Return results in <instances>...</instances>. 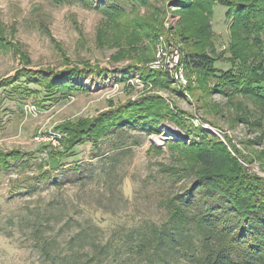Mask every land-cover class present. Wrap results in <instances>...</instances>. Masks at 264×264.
Wrapping results in <instances>:
<instances>
[{
    "label": "rangeland",
    "instance_id": "rangeland-1",
    "mask_svg": "<svg viewBox=\"0 0 264 264\" xmlns=\"http://www.w3.org/2000/svg\"><path fill=\"white\" fill-rule=\"evenodd\" d=\"M172 1L111 0L102 11L80 0H0V264H52L56 255L74 264L105 244L122 250L133 231L170 225L174 198L200 172L205 137L264 178L256 137L264 103L210 96L214 85L231 84L235 66L225 6L203 30L201 13ZM241 1L256 16L257 0ZM259 37L264 49V30ZM194 52L217 69L197 76L184 63ZM171 62L185 70L187 88L167 82ZM149 116L156 130L123 123ZM196 213L186 212L187 224ZM187 226L202 250L196 225Z\"/></svg>",
    "mask_w": 264,
    "mask_h": 264
},
{
    "label": "trees",
    "instance_id": "trees-1",
    "mask_svg": "<svg viewBox=\"0 0 264 264\" xmlns=\"http://www.w3.org/2000/svg\"><path fill=\"white\" fill-rule=\"evenodd\" d=\"M80 1L90 5L98 2L102 11H108L113 5L111 0ZM222 1L174 0L170 7L187 13L198 11L202 14L196 20L199 29L211 30L215 7L220 4L225 6L226 19L230 21L231 44L227 53L233 57L236 67L233 65L226 74L232 85H214L210 96L230 98L242 94L254 97L263 104L264 49L259 35L264 30V24L259 22L264 19V0H257L253 6L257 10L256 16L252 15L253 9L249 6L246 12L245 8L241 9L245 5L241 0H233L231 4ZM256 30L259 34L252 40ZM239 52L244 54L240 56ZM213 59L205 52H194L185 56L184 63L197 76L204 77V74L209 75L217 69V60ZM164 76L170 83L171 78L167 74ZM123 123L130 128L137 125L145 132L156 130L158 126V120L152 119V116L141 119L129 117ZM257 140L264 142V131ZM195 158L200 172L186 192L174 198L176 202L170 225L133 231L124 239L122 250H113L105 244L74 264H176L182 258L193 264H264V178L249 174L224 145L206 142V137L200 143ZM50 176L51 171L43 174L45 181L50 180ZM76 176L75 180L72 176H64L60 185L82 179L81 172ZM192 210L197 211L196 217L187 224L186 212ZM187 225H196L202 250H194L195 244L190 241ZM46 257L49 258L48 252ZM56 257L52 264H62L57 263Z\"/></svg>",
    "mask_w": 264,
    "mask_h": 264
},
{
    "label": "built area",
    "instance_id": "built-area-1",
    "mask_svg": "<svg viewBox=\"0 0 264 264\" xmlns=\"http://www.w3.org/2000/svg\"><path fill=\"white\" fill-rule=\"evenodd\" d=\"M178 63H180L179 58L176 62V65H178ZM169 65L171 67V70H168L167 73L172 76L171 77L172 80L174 79V84L178 86V88H182V89L187 88L189 85V80L185 75V72H184L185 70H183L182 68H179V69L174 68V66H172V62ZM156 66H159V64ZM263 122H264V116H263ZM263 131H264V126L262 127L261 132L263 133ZM262 133L256 134V137L261 136Z\"/></svg>",
    "mask_w": 264,
    "mask_h": 264
}]
</instances>
